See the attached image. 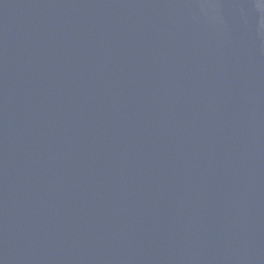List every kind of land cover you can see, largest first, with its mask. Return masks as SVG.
I'll return each mask as SVG.
<instances>
[{"label":"water","instance_id":"1","mask_svg":"<svg viewBox=\"0 0 264 264\" xmlns=\"http://www.w3.org/2000/svg\"><path fill=\"white\" fill-rule=\"evenodd\" d=\"M0 264H264V0H0Z\"/></svg>","mask_w":264,"mask_h":264}]
</instances>
